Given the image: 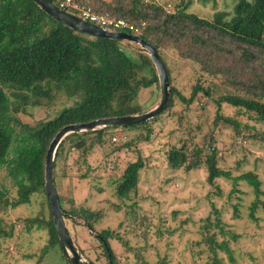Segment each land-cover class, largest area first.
Returning <instances> with one entry per match:
<instances>
[{
	"label": "trees",
	"instance_id": "obj_1",
	"mask_svg": "<svg viewBox=\"0 0 264 264\" xmlns=\"http://www.w3.org/2000/svg\"><path fill=\"white\" fill-rule=\"evenodd\" d=\"M49 1L56 4L55 0ZM131 2V9L124 11L122 7H114L113 3L89 0L95 12L113 17L109 11H115L118 16L113 18L126 20L135 26L145 22L146 26L139 37L157 51L166 67L170 84L168 105L159 116L146 122L70 134L63 141L73 140L71 148L84 152L87 148L101 147L104 137L111 131L123 128L125 131L143 129L145 133L138 134L136 140L148 142L158 124L163 123V118L168 120L174 114L171 110L179 101L188 108L199 92L211 97L209 88L197 86L190 98L186 99L171 85L170 72L161 55V50L168 47L174 49L180 59L196 63L203 73L212 78H222L223 84L241 93L221 95L214 100V128L235 123L221 113L223 103L238 109L239 113L246 114L257 123L264 122V0H238L231 13L216 12L211 20L200 19L187 13L185 8L166 13L163 7L154 3H144V0ZM146 72L151 73V77L146 76ZM153 85L158 87V78L147 53L140 54L135 60L121 48L120 40L77 33L57 23L32 0H0V171L3 173V179H0V212L29 204L36 194L44 196L50 210L44 190V164L49 144L58 131L67 125L142 114L145 111L138 103L139 94ZM57 95L71 101L72 106L62 108L57 116L38 121L33 126L21 121L20 114L27 113L30 108H48ZM253 138L264 143V131ZM214 143V139H211L208 145L211 153L205 155L200 148H193V154H190L184 144L170 146L166 152L167 168L174 172L184 169L188 174L204 169L206 183L216 191V196L221 195L220 187L216 184L219 178L231 181L232 192L238 191L239 182L246 183L254 198L248 206V218L257 221L256 210L259 207L264 210V201L261 200L264 191L258 175L247 171L232 176L219 168L218 151L212 147ZM58 147L53 161L54 185L61 146ZM144 168L139 153L136 160L126 166L115 185L114 196L117 200L125 201L137 195L140 172ZM61 173V177H64L65 172ZM7 182L10 188L6 186ZM11 189L15 190L12 200L9 199ZM59 201L63 209L60 197ZM238 207V204L233 206L235 218H240ZM210 208L213 221L207 217L202 228L208 235L205 241L211 253V264H223L218 251L224 252L228 260L234 263L229 241L218 242L217 234L209 232L214 228L221 236L229 234L234 241L238 235L226 230V224L212 202ZM116 209L119 210V207ZM64 213V220L81 219L83 226L95 233L107 264L108 255L111 263L117 264L110 240L118 241L126 252L135 253V249L114 231H94L102 212L81 209L78 215L74 211ZM43 224L42 229L37 231L45 230L49 236L47 245L57 244L63 252L51 211L49 218L43 219ZM11 241V233L2 232L0 228V245L10 244ZM140 263L146 264L142 259Z\"/></svg>",
	"mask_w": 264,
	"mask_h": 264
},
{
	"label": "rangeland",
	"instance_id": "obj_2",
	"mask_svg": "<svg viewBox=\"0 0 264 264\" xmlns=\"http://www.w3.org/2000/svg\"><path fill=\"white\" fill-rule=\"evenodd\" d=\"M101 1L113 3L114 7H122L124 11L132 7V0ZM237 1L144 0V3L159 5L166 13L185 8L187 13L211 20L216 12L231 13ZM109 13L113 17L118 16L115 11ZM120 45L135 60L140 54L147 53L135 43L120 40ZM161 55L169 69L171 85L181 95L189 99L193 89L201 86L210 89L211 97L199 92L188 108L179 101L171 110L174 114L168 120L163 118V123L158 124L148 142H137L138 134L145 133L140 128L139 131H125L123 128L111 131L104 137L101 147L87 148L84 152L71 148L73 140H62L54 186L62 199L63 209L70 213L74 211L76 215L81 209L103 213L94 231L99 233L105 229L112 230L135 249V253L126 252L118 241L110 240L117 264H139L140 259L146 264H211V253L205 241L208 235L202 227L207 217L213 221L210 208L213 200L222 222L226 224L225 229L238 235L234 241L229 238V234L224 237L218 230H210V234H217L218 242L229 241L233 251L234 263L228 260L224 252L218 251L222 263L264 264V210L260 207L256 210L257 221L248 218V206L254 199L250 187L239 182L236 188L239 192H232L231 181L219 178L216 184L220 187L221 195L216 196V191L206 183L204 169L190 174L184 169L174 172L167 168L166 162V152L174 144H184L190 154H193V148L203 149L205 155L211 153L208 145L214 139L212 147L218 151V167L230 172L232 176L247 171L255 172L264 191V143L253 138L264 131V122L257 123L246 114L239 113L238 109L223 103L221 113L235 123L214 128V100L221 95L241 93L223 84L222 78H212L203 73L196 63L180 59L178 53L170 47L161 50ZM145 74L151 77V73ZM158 88L159 84L158 87L153 85L141 90L138 103L145 112L159 103ZM55 97L48 108H30L27 113L20 114L21 121L33 126L38 121L57 116L62 108L71 105V101L63 96ZM139 153L145 168L140 172L138 193L130 196L131 199L119 201L114 196L115 185L126 166L134 162ZM61 172H65L64 177H61ZM83 175L86 178H81ZM0 179H3L2 171ZM6 186L10 188L8 182ZM14 197L15 190L11 189L9 199ZM261 200L264 201V196ZM235 204L239 205L240 218L234 217ZM118 207L119 210L116 209ZM49 213L41 194L34 195L27 205L0 212L2 232H10L13 237L10 244L0 245V264H70L59 245H47L48 233L45 230L37 231L42 229L43 219H48ZM64 223L73 244L85 261L107 264L95 233L84 227L81 219L66 218Z\"/></svg>",
	"mask_w": 264,
	"mask_h": 264
},
{
	"label": "water",
	"instance_id": "obj_3",
	"mask_svg": "<svg viewBox=\"0 0 264 264\" xmlns=\"http://www.w3.org/2000/svg\"><path fill=\"white\" fill-rule=\"evenodd\" d=\"M32 1L57 23H60L63 26H66L76 31L77 33L94 38L124 40L139 45L142 49H144L148 53L155 67L158 78L160 100L159 103L150 111H147L139 115L110 117V118L94 120L83 124L67 125L58 131V133L54 136V138L50 142L49 147L47 149L45 164H44V190L50 206V211L52 214L53 223L55 226V231L58 237V241L60 243L61 248L63 249L66 259L70 264H92L90 262L85 261L82 258L81 254L77 251L64 223L65 213L62 209V206L59 201V196L56 192L53 183V161L57 148L62 142V140L65 137L69 136L70 134L92 132L106 127H124L129 125H136L156 118L166 109L169 102L170 84L168 80V75L166 72V67L164 63L161 61L157 51L141 37L130 35L127 33H121V32L115 33V32L102 30L97 26L82 21L77 17L60 10L49 0H32ZM108 261L109 264H112L109 255H108Z\"/></svg>",
	"mask_w": 264,
	"mask_h": 264
},
{
	"label": "built area",
	"instance_id": "obj_4",
	"mask_svg": "<svg viewBox=\"0 0 264 264\" xmlns=\"http://www.w3.org/2000/svg\"><path fill=\"white\" fill-rule=\"evenodd\" d=\"M55 2L62 11L105 31L125 32L139 36L146 26L143 22L135 26L126 20H117L108 14L95 12L89 0H55Z\"/></svg>",
	"mask_w": 264,
	"mask_h": 264
},
{
	"label": "clouds",
	"instance_id": "obj_5",
	"mask_svg": "<svg viewBox=\"0 0 264 264\" xmlns=\"http://www.w3.org/2000/svg\"><path fill=\"white\" fill-rule=\"evenodd\" d=\"M55 5V4H54ZM56 6V5H55ZM57 7V6H56ZM61 10V9H60ZM71 15V14H70ZM95 26V25H94ZM99 28V27H98ZM103 30V29H102ZM110 32V31H109ZM115 33H117V32H115ZM121 33H125V32H121ZM127 34H129V33H127ZM130 35H132V34H130ZM134 36H136V35H134ZM69 233V232H68Z\"/></svg>",
	"mask_w": 264,
	"mask_h": 264
},
{
	"label": "crops",
	"instance_id": "obj_6",
	"mask_svg": "<svg viewBox=\"0 0 264 264\" xmlns=\"http://www.w3.org/2000/svg\"><path fill=\"white\" fill-rule=\"evenodd\" d=\"M57 180V179H56ZM61 180H63L62 178H61ZM211 202H214L213 200H211Z\"/></svg>",
	"mask_w": 264,
	"mask_h": 264
}]
</instances>
